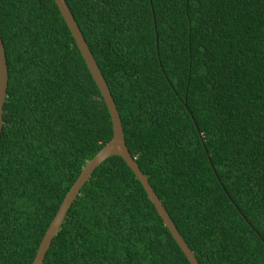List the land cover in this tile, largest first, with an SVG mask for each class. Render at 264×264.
<instances>
[{"label": "trees", "instance_id": "16d2710c", "mask_svg": "<svg viewBox=\"0 0 264 264\" xmlns=\"http://www.w3.org/2000/svg\"><path fill=\"white\" fill-rule=\"evenodd\" d=\"M133 157L200 264H264V0H66ZM9 84L0 264H32L113 137L55 0H0ZM43 264H191L120 156L93 173Z\"/></svg>", "mask_w": 264, "mask_h": 264}, {"label": "water", "instance_id": "95a60500", "mask_svg": "<svg viewBox=\"0 0 264 264\" xmlns=\"http://www.w3.org/2000/svg\"><path fill=\"white\" fill-rule=\"evenodd\" d=\"M58 5L61 14L68 25L76 44L78 45L81 54L96 82L98 88L100 89L104 101L107 104L109 113L111 115L113 123V137L112 139L101 148L97 154L88 160L85 166L82 168L80 175L77 180L74 182L70 190L67 192L62 204L60 205L55 217L51 221L48 229L45 232V235L38 247L37 253L32 264H43L46 257L47 251L49 250L53 239L57 235L60 227L65 222L67 213L71 208L73 202L80 194L83 186L90 180L94 171L108 158L111 156H120L128 164V166L136 174L137 178L141 181L144 189L146 190L149 199L152 201L154 206L157 209L158 214L163 219L165 226L170 230L174 239L177 241L182 251L185 253L186 257L191 264H200L198 261L195 252L191 249L176 223L173 221L171 215L166 209L163 201L159 195L155 192L153 186L151 185L148 176L142 171L139 163L133 157L130 149L127 145L125 139V131L123 122L120 116V112L117 108L115 99L110 90L107 80L73 14L69 4L66 0H55ZM9 84L8 76V66H7V57L5 52V47L3 39L0 32V136L3 128V107L7 97Z\"/></svg>", "mask_w": 264, "mask_h": 264}]
</instances>
